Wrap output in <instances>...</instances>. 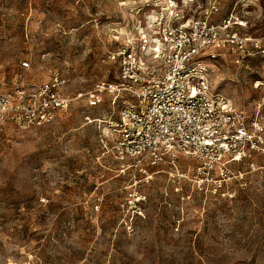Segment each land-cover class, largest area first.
I'll return each instance as SVG.
<instances>
[{
    "label": "rangeland",
    "instance_id": "374dc122",
    "mask_svg": "<svg viewBox=\"0 0 264 264\" xmlns=\"http://www.w3.org/2000/svg\"><path fill=\"white\" fill-rule=\"evenodd\" d=\"M160 1L0 0V93L47 80L54 69L65 74L70 97L117 81L111 54L138 37L137 20ZM175 1L248 39L241 63L227 50L207 63L211 90L246 104L261 123L259 151L229 164L221 192L199 187L194 162L183 155L177 168L151 165L134 184L105 132L121 105L107 93L95 107L87 97L73 100L48 125L4 123L0 264H264V0ZM135 189L142 199L132 211L126 202Z\"/></svg>",
    "mask_w": 264,
    "mask_h": 264
},
{
    "label": "built area",
    "instance_id": "2783aa9c",
    "mask_svg": "<svg viewBox=\"0 0 264 264\" xmlns=\"http://www.w3.org/2000/svg\"><path fill=\"white\" fill-rule=\"evenodd\" d=\"M230 26L208 15L190 16L175 0H161L145 22L137 20L138 37L111 54L118 62L117 81L97 82L91 90L70 97L64 93L67 78L60 69L47 80H22L0 93V125H48L73 100L87 97L88 105L95 107L107 93L121 105L108 114L105 132L111 135L110 148L120 171L126 174L130 169L134 184L141 181L140 175L142 180L149 177L151 165L177 168L183 155L194 162L199 187L211 183L214 192H221L230 179L229 164L251 160L263 142V127L248 115L247 105H236L211 90L208 59L227 50L241 63L251 52L248 39L230 32ZM141 196L137 189L130 191L127 209L137 210Z\"/></svg>",
    "mask_w": 264,
    "mask_h": 264
}]
</instances>
